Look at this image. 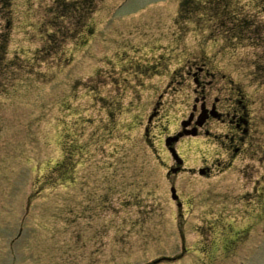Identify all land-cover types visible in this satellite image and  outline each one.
Segmentation results:
<instances>
[{
  "label": "rangeland",
  "instance_id": "obj_1",
  "mask_svg": "<svg viewBox=\"0 0 264 264\" xmlns=\"http://www.w3.org/2000/svg\"><path fill=\"white\" fill-rule=\"evenodd\" d=\"M0 264H264V0H0Z\"/></svg>",
  "mask_w": 264,
  "mask_h": 264
},
{
  "label": "flooded vegetation",
  "instance_id": "obj_2",
  "mask_svg": "<svg viewBox=\"0 0 264 264\" xmlns=\"http://www.w3.org/2000/svg\"><path fill=\"white\" fill-rule=\"evenodd\" d=\"M212 107V111H210L206 108V105L203 106L204 112L198 124L202 126L204 121L212 118H216L218 121L225 124L226 133H224L222 140H229L228 147L238 154L240 149L239 147H236V145L240 142L244 143L247 140V136L251 137L253 133L256 134V131H251L250 129L251 120L249 114L246 111L239 112V110L232 109L231 106L228 105H226L225 107V112L223 110L218 111L215 105H213ZM243 109L245 108L243 107ZM183 131H192V134H197L198 129L194 128L192 130H188L185 128ZM207 134L210 133L207 132ZM251 138H253V136ZM177 170L180 171L181 168H177ZM210 174V169L205 168L204 175L209 176Z\"/></svg>",
  "mask_w": 264,
  "mask_h": 264
},
{
  "label": "water",
  "instance_id": "obj_3",
  "mask_svg": "<svg viewBox=\"0 0 264 264\" xmlns=\"http://www.w3.org/2000/svg\"><path fill=\"white\" fill-rule=\"evenodd\" d=\"M172 152L174 153L173 150H172ZM173 155H174V157L178 160L176 154L174 153ZM203 173H204V170H201V171H200V174H203ZM171 193H172V198H173V200H177V199H178V195L176 194V189H175V188H172V189H171Z\"/></svg>",
  "mask_w": 264,
  "mask_h": 264
},
{
  "label": "trees",
  "instance_id": "obj_4",
  "mask_svg": "<svg viewBox=\"0 0 264 264\" xmlns=\"http://www.w3.org/2000/svg\"><path fill=\"white\" fill-rule=\"evenodd\" d=\"M66 7H68V8H69V5H67Z\"/></svg>",
  "mask_w": 264,
  "mask_h": 264
}]
</instances>
